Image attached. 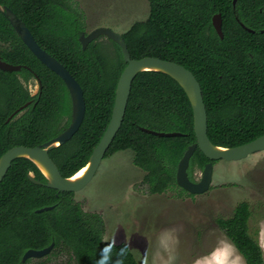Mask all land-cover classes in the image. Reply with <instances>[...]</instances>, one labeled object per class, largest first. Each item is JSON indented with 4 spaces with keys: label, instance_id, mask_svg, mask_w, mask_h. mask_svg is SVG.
<instances>
[{
    "label": "trees",
    "instance_id": "trees-1",
    "mask_svg": "<svg viewBox=\"0 0 264 264\" xmlns=\"http://www.w3.org/2000/svg\"><path fill=\"white\" fill-rule=\"evenodd\" d=\"M145 21L135 22L121 35L130 58L154 57L176 63L190 71L200 85L207 114V137L217 147L233 148L264 134V0H147ZM0 56L12 65L32 70L42 87L35 105L20 117L6 118L30 98L16 75L0 71V157L17 145L34 147L55 138L71 121V101L63 81L47 69L22 43L9 18L20 20L38 46L56 59L83 91L85 115L82 124L65 144L51 150L49 157L64 178L81 170L101 139L110 120L118 78L126 64L120 48L110 56L98 39L82 50L84 33L80 14L68 0H0ZM234 8V9H233ZM220 14V39L212 17ZM252 30L246 31L242 26ZM2 102L4 105H2ZM12 102V104H10ZM143 129L179 133L157 137ZM196 142L190 103L181 87L169 76L144 71L134 78L121 127L104 159L130 150L132 164L144 176L150 195L177 189L176 170L189 146ZM210 161L196 149L190 159L188 178ZM214 164V162H212ZM33 172L35 185L27 178ZM47 180L25 158L11 163L0 182V264H27V250H41L52 242L50 254H64V264H95L103 242L104 221L87 213L70 192L48 188ZM45 207L50 211L36 213ZM251 212L239 203L231 217L216 219V225L245 264H264L258 228L250 225ZM125 248V255L116 250ZM123 264H138L126 244L115 245L113 257ZM39 264H43L42 262Z\"/></svg>",
    "mask_w": 264,
    "mask_h": 264
},
{
    "label": "rangeland",
    "instance_id": "rangeland-1",
    "mask_svg": "<svg viewBox=\"0 0 264 264\" xmlns=\"http://www.w3.org/2000/svg\"><path fill=\"white\" fill-rule=\"evenodd\" d=\"M68 3L80 14L85 34L108 28L122 35L149 13L147 0ZM107 40L98 38L105 51L117 58ZM30 83L36 90V83ZM132 158V151L126 150L103 159L91 181L74 193L83 211L103 218L104 241L111 242L115 236V245L126 244L138 264H233L239 254L216 219L231 217L235 207L245 202L251 212L250 225L258 228L264 260V151L237 162L215 161L208 190L194 196H178L177 189L150 195L142 183L144 173L132 164ZM192 176L199 181L201 171ZM66 260L58 253L26 263L64 264Z\"/></svg>",
    "mask_w": 264,
    "mask_h": 264
},
{
    "label": "water",
    "instance_id": "water-1",
    "mask_svg": "<svg viewBox=\"0 0 264 264\" xmlns=\"http://www.w3.org/2000/svg\"><path fill=\"white\" fill-rule=\"evenodd\" d=\"M235 3L236 0H233V6ZM0 12H3L1 5ZM4 15L9 20L11 26L26 48L35 56L37 60H39V62H41L47 69L56 74L63 81L70 96L71 121L69 126L59 135L41 146H36L34 148L20 146L7 150L0 157V182L6 175L11 163L14 160L18 158H25L31 161L42 173L47 180L45 185L48 188L57 190L58 192L70 193H76L82 190L93 178L114 137L121 127L134 78L137 74L144 71L160 72L169 76L181 87L190 103L193 117V131L196 142L189 146L184 152L182 158L178 162L175 176L176 184L185 192L192 195H199L208 190L212 179V162L219 160L237 162L264 151V134L248 143L233 148L214 146L207 137L206 109L200 85L193 74L176 63L160 60L154 57L132 60L121 35L108 28H97L90 33H82L80 35L79 43L82 50H85L91 42L97 40L98 38L105 37L120 48L126 67L120 74L117 81L113 107L107 127L98 144L93 149L87 164L83 167H87L86 172L76 181H71L76 173L69 178L62 177L58 168L50 159L48 154L51 150L68 142L80 128L85 115L83 91L69 72L56 59L38 46L28 28L20 20L9 18L7 13ZM240 25L246 31L254 33L244 25ZM212 26L219 38L222 39V20L220 14H216L212 17ZM261 33H264V30H262ZM20 69L21 66L11 65L0 59L1 71L18 72ZM143 131L145 133L164 138L180 136L179 133L154 132L146 129H143ZM196 149H198L210 162L202 169L199 181L192 182L188 178L187 170L190 159ZM36 163L40 164L47 171L48 175H45ZM28 179L36 185L40 184L33 178L32 175H28ZM52 209L53 207H45L37 210L36 213H42ZM53 247L54 243L52 242L48 247L41 250H27L23 254L21 261L22 263H25L29 259H40L46 257L51 253Z\"/></svg>",
    "mask_w": 264,
    "mask_h": 264
},
{
    "label": "flooded vegetation",
    "instance_id": "flooded-vegetation-1",
    "mask_svg": "<svg viewBox=\"0 0 264 264\" xmlns=\"http://www.w3.org/2000/svg\"><path fill=\"white\" fill-rule=\"evenodd\" d=\"M233 5V4H232ZM235 6V5H234ZM233 6V7H234ZM234 9V8H233ZM0 59L2 60V61H4L3 59H2V57L0 56ZM39 61V60H38ZM4 62H6V61H4ZM6 63H8V62H6ZM9 64V63H8ZM42 64V63H41ZM12 65V64H11ZM19 66H21V69H20V71L22 70V69H26V70H28L29 72H30V75H23V76H21L20 74H17L16 75V79H17V81L21 84V86H22V88L28 93V97L30 98L27 102H25L23 105H21V106H19V107H17L7 118H6V120H5V123H8V122H10V121H12V120H14V119H16V118H18V117H20V115H22L23 113H24V111L26 110V108L28 107V106H34L35 105V97H37V95L40 93V90H41V87H42V83H41V81H40V79H39V77L32 71V70H30L28 67H26V66H22V65H19ZM1 71V70H0ZM20 71H18V72H20ZM3 72H5V71H3ZM18 72H8V73H18ZM30 81H32L33 82V84L34 83H36V90H32L31 88L33 87V85L30 83ZM1 94H6V91H5V88L3 87V88H1L0 87V96H1ZM8 97H6V98H14V96H15V93L14 92H12V93H7L6 94ZM10 104H12V102L10 103ZM2 105H4V103L2 102ZM59 135V134H58ZM44 144V143H43ZM42 144H38L37 146H41ZM20 146H22V147H26V146H24V145H17V146H14V147H20ZM34 147H36V146H34ZM34 147H26V148H34ZM13 148V147H12ZM49 155V154H48ZM28 175H32L33 176V178H34V173L33 172H29V173H27ZM42 174V173H41ZM28 175H27V178H28ZM35 179V178H34ZM37 181V180H36ZM39 182V181H38ZM192 182H195L194 180L192 181ZM40 184L39 185H41V182H39ZM36 185V184H35ZM74 194V193H73ZM192 195V194H191ZM194 196V195H193ZM89 213V212H88ZM103 219V218H102ZM104 232H105V224H104ZM103 237H104V235H103ZM102 241L103 242H107V241H104L103 240V238H102ZM108 243H111V242H108ZM117 245H119V244H117ZM41 259V258H40ZM43 264H48V263H45V262H42Z\"/></svg>",
    "mask_w": 264,
    "mask_h": 264
},
{
    "label": "clouds",
    "instance_id": "clouds-1",
    "mask_svg": "<svg viewBox=\"0 0 264 264\" xmlns=\"http://www.w3.org/2000/svg\"><path fill=\"white\" fill-rule=\"evenodd\" d=\"M115 243V236H113L111 238V243L105 244V246L100 249L99 258L96 260L95 264H123V260L121 259L125 255V248L123 247L116 250V256L121 258L112 259ZM217 264H223V261H217ZM233 264H243V258L237 255Z\"/></svg>",
    "mask_w": 264,
    "mask_h": 264
},
{
    "label": "bare ground",
    "instance_id": "bare-ground-1",
    "mask_svg": "<svg viewBox=\"0 0 264 264\" xmlns=\"http://www.w3.org/2000/svg\"><path fill=\"white\" fill-rule=\"evenodd\" d=\"M37 164V163H36ZM38 167L42 170V172L45 174V175H48L47 171L40 165V164H37ZM87 168V167H86ZM86 168H83L81 169L78 173H76L73 178L71 179V181H76L78 179H80L84 173L86 172Z\"/></svg>",
    "mask_w": 264,
    "mask_h": 264
}]
</instances>
